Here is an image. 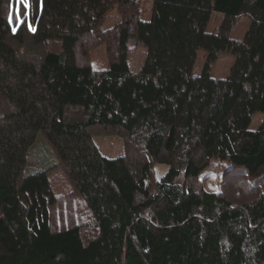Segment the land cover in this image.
Masks as SVG:
<instances>
[{
	"label": "trees",
	"instance_id": "trees-1",
	"mask_svg": "<svg viewBox=\"0 0 264 264\" xmlns=\"http://www.w3.org/2000/svg\"><path fill=\"white\" fill-rule=\"evenodd\" d=\"M141 1L0 0V96L10 106L0 112V264H264V190L234 202L179 181L211 159L264 171V0H149L148 18L133 26L147 47L138 71L123 48L100 73L76 64L77 44L111 7ZM215 12L247 16L242 38L208 31ZM24 38L36 50L49 41L59 49L20 55L10 41ZM222 51L234 60L214 82ZM68 107L85 118L67 120ZM106 110L136 123L108 124L97 118ZM256 113L262 120L250 128ZM95 125L126 131L168 166L153 190L150 162L101 154L89 133ZM40 135L58 161L48 155L29 166ZM59 162L94 221L91 239L79 225L51 224L49 173Z\"/></svg>",
	"mask_w": 264,
	"mask_h": 264
},
{
	"label": "rangeland",
	"instance_id": "rangeland-1",
	"mask_svg": "<svg viewBox=\"0 0 264 264\" xmlns=\"http://www.w3.org/2000/svg\"><path fill=\"white\" fill-rule=\"evenodd\" d=\"M151 2L141 1L136 7L122 8L111 7L103 16L98 26L84 36L74 50V60L77 65H89L93 71L100 73L106 69L110 62L115 60L123 50L127 56L129 67L136 72L140 69L146 56V43L143 36L134 29V22L138 18L146 19L150 13ZM20 20V19H19ZM249 18L245 15L233 19L224 17L221 13H213L208 23L207 30L217 32L228 28L226 34L234 39H240L244 35L249 24ZM18 53L33 54L36 56L41 50L59 49L55 42H45L37 50L35 42L28 38L20 41H10ZM205 54L199 51L196 63V71L203 65ZM234 56L228 51L219 53L216 61L211 67V80L214 82L224 78L230 69ZM8 102L0 96V112H6ZM0 117L3 115L0 114ZM65 118L67 120L84 119L85 115L80 107H68ZM97 118L109 123H120L131 128L136 123L132 114L119 115L110 110L100 113ZM262 120V114L256 113L252 117L250 128H256ZM93 136V142L97 145L101 154L107 157L124 155L130 164L140 161H149L152 165L151 175L148 184L153 190L155 183L165 174L168 166L160 163L144 152L140 141L127 134L120 128H109L102 125H95L89 128ZM52 162L58 161L54 148L46 139L40 135L36 143L30 148L27 159L29 166H41L48 156ZM49 173L51 188L56 196L57 203L51 207V224L56 228L68 227L72 224L79 225L81 236L84 240L91 239L96 234L94 221L86 209L81 197L77 195L67 171L62 165ZM196 191H213L236 202H246L254 199L264 190V171L257 175L247 173L242 168L231 166L227 161L211 159L208 166L194 179L186 178L183 173L179 179Z\"/></svg>",
	"mask_w": 264,
	"mask_h": 264
}]
</instances>
